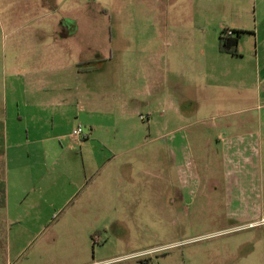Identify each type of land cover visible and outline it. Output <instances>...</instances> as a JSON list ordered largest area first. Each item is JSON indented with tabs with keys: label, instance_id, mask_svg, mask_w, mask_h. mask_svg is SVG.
Instances as JSON below:
<instances>
[{
	"label": "rangeland",
	"instance_id": "obj_1",
	"mask_svg": "<svg viewBox=\"0 0 264 264\" xmlns=\"http://www.w3.org/2000/svg\"><path fill=\"white\" fill-rule=\"evenodd\" d=\"M24 1L0 0V117L8 108V128L19 126L16 100L32 91L18 52L32 48L39 27L52 31L47 7ZM224 1L50 0L59 5L56 16L72 6L87 17L83 74L90 96L107 99L99 118L118 135L100 138L121 146L105 153L128 177L115 181L101 211H36L32 198L19 210L8 207L0 214V264H264V162L219 160L218 175L233 169L237 180L207 181L209 152L200 153L202 141L196 146V16L211 21L207 45L219 46L213 22L229 16ZM236 1L257 0L229 3ZM59 77L75 87L74 78ZM62 87L57 94L67 95ZM60 130L69 143L67 124Z\"/></svg>",
	"mask_w": 264,
	"mask_h": 264
},
{
	"label": "crops",
	"instance_id": "obj_2",
	"mask_svg": "<svg viewBox=\"0 0 264 264\" xmlns=\"http://www.w3.org/2000/svg\"><path fill=\"white\" fill-rule=\"evenodd\" d=\"M229 2H223L224 13L229 16L213 23L219 39L226 28L243 30L237 54L222 52L217 44L207 45L211 21L202 14L196 16L202 33L196 45V146L202 141L200 153L209 152L211 175L205 179L224 178L233 183L237 180L234 170H229L228 177L218 175L214 170L217 161L234 167L238 158L264 162V0L250 6ZM38 5L47 7L45 12L51 17L45 22L52 31L39 27L40 35L30 37L32 48L18 52L24 85L32 91L16 100L14 118L19 126L8 128V108L0 117V214H8L11 206L19 210L29 198L33 209L50 210L52 214L64 210L88 214L90 206L101 211L105 209V197L113 195L108 190L116 187L115 181L117 184L119 179H126L128 173L121 170L123 163L114 166L111 156L105 153L107 149L116 152L121 146L108 148L100 137L115 138L117 130L99 118L107 99L97 91L90 96L88 78L83 74V57L90 48L84 27L87 17L74 15L72 6L64 11V18L56 16L59 5L50 0L36 1L33 8ZM36 16L37 12L32 20ZM34 20L39 22L38 18ZM244 42L249 47L244 48ZM60 75L74 78L75 87L58 82ZM61 85L69 90L67 95L66 91L57 94ZM134 101L132 98V104ZM88 113L90 118L86 117ZM151 115L148 111L147 120ZM83 121L85 135L72 137L73 128L84 126ZM64 123L71 139L67 144L62 140L67 135L60 130ZM201 127L208 130V136ZM72 147V153H65ZM122 148L130 149L126 144ZM108 167L113 171H107L106 176Z\"/></svg>",
	"mask_w": 264,
	"mask_h": 264
},
{
	"label": "trees",
	"instance_id": "obj_3",
	"mask_svg": "<svg viewBox=\"0 0 264 264\" xmlns=\"http://www.w3.org/2000/svg\"><path fill=\"white\" fill-rule=\"evenodd\" d=\"M234 32L235 34L226 36L224 35V31H223L222 34L220 35L219 49L222 52H228L232 54L238 53L237 46L243 30H235Z\"/></svg>",
	"mask_w": 264,
	"mask_h": 264
},
{
	"label": "built area",
	"instance_id": "obj_4",
	"mask_svg": "<svg viewBox=\"0 0 264 264\" xmlns=\"http://www.w3.org/2000/svg\"><path fill=\"white\" fill-rule=\"evenodd\" d=\"M235 34L234 30L231 29V28H226L224 29V35L226 36H230V35H233ZM141 118L142 119H145V115H141ZM85 128L83 125H78L76 126L75 128H73L72 132H71V135L72 137L76 138V139H79L81 137H83L85 135Z\"/></svg>",
	"mask_w": 264,
	"mask_h": 264
},
{
	"label": "water",
	"instance_id": "obj_5",
	"mask_svg": "<svg viewBox=\"0 0 264 264\" xmlns=\"http://www.w3.org/2000/svg\"><path fill=\"white\" fill-rule=\"evenodd\" d=\"M121 264H124V263H121Z\"/></svg>",
	"mask_w": 264,
	"mask_h": 264
}]
</instances>
